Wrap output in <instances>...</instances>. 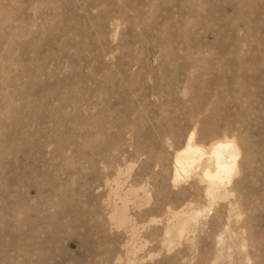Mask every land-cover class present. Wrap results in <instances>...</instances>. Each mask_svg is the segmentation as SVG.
<instances>
[{
    "label": "rangeland",
    "instance_id": "rangeland-1",
    "mask_svg": "<svg viewBox=\"0 0 264 264\" xmlns=\"http://www.w3.org/2000/svg\"><path fill=\"white\" fill-rule=\"evenodd\" d=\"M0 264H264V0H0Z\"/></svg>",
    "mask_w": 264,
    "mask_h": 264
},
{
    "label": "bare ground",
    "instance_id": "bare-ground-1",
    "mask_svg": "<svg viewBox=\"0 0 264 264\" xmlns=\"http://www.w3.org/2000/svg\"><path fill=\"white\" fill-rule=\"evenodd\" d=\"M185 151L177 154L176 163L182 171H185L199 155L203 154L201 149L188 145ZM238 149L233 143H218L212 151L216 170L207 176L211 181H221L231 173V168L235 164ZM229 158V159H228Z\"/></svg>",
    "mask_w": 264,
    "mask_h": 264
}]
</instances>
